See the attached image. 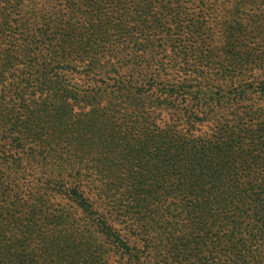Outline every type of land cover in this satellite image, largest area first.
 <instances>
[{
	"label": "trees",
	"instance_id": "16d2710c",
	"mask_svg": "<svg viewBox=\"0 0 264 264\" xmlns=\"http://www.w3.org/2000/svg\"><path fill=\"white\" fill-rule=\"evenodd\" d=\"M61 1L0 0V264H264V113L229 112L264 98V0Z\"/></svg>",
	"mask_w": 264,
	"mask_h": 264
},
{
	"label": "rangeland",
	"instance_id": "374dc122",
	"mask_svg": "<svg viewBox=\"0 0 264 264\" xmlns=\"http://www.w3.org/2000/svg\"><path fill=\"white\" fill-rule=\"evenodd\" d=\"M5 1L8 2L11 0H5ZM15 1L22 2L23 4L21 11L19 13L20 18L19 16L14 17L17 19L15 20V23L19 25L21 22H26L27 20L29 29L35 27L37 24H41L40 20L42 17L44 18L48 17L49 14H51V12L53 13L58 9V6L61 5L60 2L63 3L61 0H15ZM233 7L234 6H232V3L230 2L228 4L222 5L218 9L219 13L216 14L215 17L216 18L215 20L218 22V24L222 23L223 20L225 19L226 15H224V12L228 10H232ZM189 8H190L188 11L189 16L187 17V19L190 20H197V18H199L200 16H204V13L207 9L202 4L199 3L196 4L195 6H189ZM248 10H253L254 13L257 12L256 17L260 19L261 22H264V7L250 6L247 7V9L244 10V12H247ZM211 26L212 28H215L214 30L215 35L216 37L219 38L222 34L219 27H215V25H211ZM2 34L4 37H3V41L0 39V44L3 50H7L10 46L16 44L17 42H19L18 44L22 43V41L16 40L17 33H15L14 30L7 31L5 33H1L0 30V38ZM6 37H9L7 41H5ZM14 40L16 42H14ZM219 45L220 44H218L217 46ZM263 45L264 43H260V42L251 45L249 41H242L238 44L239 46L238 48L239 51L246 52L248 49L253 47H256L257 50H260L262 49ZM20 62L21 65L24 64L28 65L30 63L29 60L26 59H20ZM4 63L5 62H3V64ZM263 79L264 77L262 78V80ZM212 85L215 86L216 93H218V90H224L225 93H221V95H225L230 92L234 93L235 91H237V93L241 92L243 89H246L250 86V81H248L246 77L240 76L238 73L236 74L231 73L230 75H226V74L223 75L222 73H220L219 75L214 77V83ZM231 108L232 109H230L229 112L235 111L237 113H240V112L249 111L250 109H257V110H261V112L264 113V98L256 97L253 95L245 96L243 99L235 102L234 107ZM74 114H75V110L73 109L71 113L68 114L67 116H74ZM223 116L225 117L226 115ZM110 264H127V263H125L123 260H120L119 257L113 256L112 258H110Z\"/></svg>",
	"mask_w": 264,
	"mask_h": 264
}]
</instances>
